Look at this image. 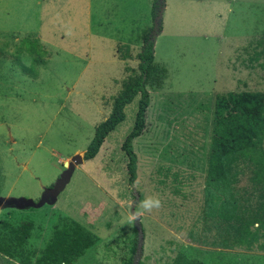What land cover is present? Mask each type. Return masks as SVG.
<instances>
[{"label": "rangeland", "instance_id": "obj_1", "mask_svg": "<svg viewBox=\"0 0 264 264\" xmlns=\"http://www.w3.org/2000/svg\"><path fill=\"white\" fill-rule=\"evenodd\" d=\"M103 2L109 14L101 16ZM151 2L0 0V197L38 200L63 163L84 154L128 68L138 65L145 31L137 27L146 25ZM255 3L169 0L154 43L145 127L132 143L135 181L128 182L121 144L138 95L97 155L76 166L54 205L0 208V220L10 225L33 223L20 253L0 252V264H22L26 255L34 264L65 216L97 237L72 264H170L178 254L206 264H264V251L256 247L218 245L222 237L204 196L216 96L264 93V59H251L264 39V3L261 10ZM111 19H133L134 33H141L128 45L114 43ZM24 38L38 42L40 55L16 56ZM127 52L130 58L122 60ZM149 196L161 199L159 210L140 209ZM133 204L138 222L128 219Z\"/></svg>", "mask_w": 264, "mask_h": 264}, {"label": "trees", "instance_id": "obj_2", "mask_svg": "<svg viewBox=\"0 0 264 264\" xmlns=\"http://www.w3.org/2000/svg\"><path fill=\"white\" fill-rule=\"evenodd\" d=\"M165 0H152L153 24L145 30L142 44L136 54L138 65L128 68L131 73L123 80L113 97L108 116L95 126L84 151V160L93 159L105 138L125 119V107L135 96L137 109L130 131L121 149L127 158L128 182L137 176V156L133 140L145 127L150 104L147 83L153 73L154 43L162 30V19H157ZM156 21V22H155ZM260 50L252 60L264 59V39L257 41ZM40 55L38 42L24 38L16 49L22 54ZM130 58L129 52L120 56ZM34 62L40 59L33 58ZM264 93L258 90L228 91L216 96L213 112L211 151L204 185L207 215L217 221V232L222 237L218 245L226 248L254 247L264 251ZM31 220L10 225L0 220V252L8 256L20 253L30 234ZM97 240L95 234L78 221L62 217L53 229L51 238L35 259L34 264H72ZM22 264H30L26 255ZM170 264H206L178 254Z\"/></svg>", "mask_w": 264, "mask_h": 264}, {"label": "water", "instance_id": "obj_3", "mask_svg": "<svg viewBox=\"0 0 264 264\" xmlns=\"http://www.w3.org/2000/svg\"><path fill=\"white\" fill-rule=\"evenodd\" d=\"M163 7L159 9L157 19L162 18ZM156 22V21H155ZM84 162L83 154L75 153L69 160L63 163L64 169L61 171L57 179L51 186L42 187V192L38 200H33L26 197H0V208L13 207L15 209L24 210L28 208H39L43 205H54L58 199L59 194L65 189L70 182L71 177L77 165ZM132 213H136L134 204L131 208ZM138 222V218L136 219Z\"/></svg>", "mask_w": 264, "mask_h": 264}, {"label": "crops", "instance_id": "obj_4", "mask_svg": "<svg viewBox=\"0 0 264 264\" xmlns=\"http://www.w3.org/2000/svg\"><path fill=\"white\" fill-rule=\"evenodd\" d=\"M149 0H147V2H148ZM192 1H199V0H192ZM231 1H235V2H237L238 0H220V3H226V4H228V3H231ZM239 1H242V0H239ZM254 2H256V3H258V7H260L259 8V10H261V6L263 5V0H253ZM218 2V1H217ZM255 3V4H256ZM102 4H104V6H103V8L101 9V12H100V14H101V16L103 15V14H109V11H107L108 9H106V5H107V2H103ZM150 6L151 5H149L146 9H145V12L147 13V18H146V25L145 26H138L137 28L139 29V30H141V32H142V30L144 29V31L145 30H147L149 27H151V21H152V19L150 18V20L148 21V16L150 15ZM168 7H169V0H165V5H164V7H163V13H162V16H163V14L167 11V9H168ZM113 13V12H112ZM113 18V17H112ZM164 18V17H163ZM111 21H115L116 23H117V26L115 27V29L113 30V32H111L110 34H109V38L110 39H112V38H114L115 37V39H117L114 43H117V42H121V43H125V44H129V43H131L130 41L132 40V39H134V38H136L137 36H138V34H140L141 32H139V33H137V34H135L134 33V28L133 27H136V24H135V20H131L133 23H129L130 21H128V23H125V22H119V21H117V20H115V19H111ZM149 22H150V24H149ZM102 28H103V26H102ZM119 31H121L120 32V34L118 33ZM162 31V30H161ZM109 32L108 31H106L105 32V34H108ZM161 33V32H160ZM104 34V33H103ZM158 36V35H157ZM156 40V39H155ZM141 44H142V41H141ZM123 60V59H122ZM125 60V59H124Z\"/></svg>", "mask_w": 264, "mask_h": 264}, {"label": "clouds", "instance_id": "obj_5", "mask_svg": "<svg viewBox=\"0 0 264 264\" xmlns=\"http://www.w3.org/2000/svg\"><path fill=\"white\" fill-rule=\"evenodd\" d=\"M140 209L144 212H152L154 210H159L162 207V201L159 197L149 196L142 200L139 204ZM139 213H133L128 217L129 221L135 220L139 217Z\"/></svg>", "mask_w": 264, "mask_h": 264}]
</instances>
